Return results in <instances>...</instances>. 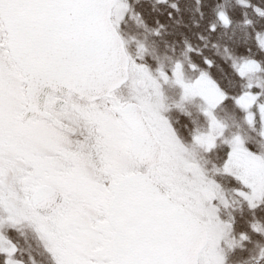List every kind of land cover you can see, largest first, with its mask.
<instances>
[{
	"label": "snow or ice",
	"instance_id": "snow-or-ice-1",
	"mask_svg": "<svg viewBox=\"0 0 264 264\" xmlns=\"http://www.w3.org/2000/svg\"><path fill=\"white\" fill-rule=\"evenodd\" d=\"M0 264H264V0H0Z\"/></svg>",
	"mask_w": 264,
	"mask_h": 264
}]
</instances>
